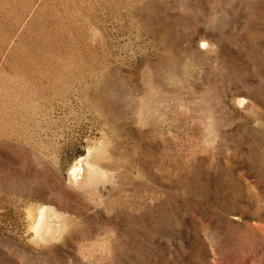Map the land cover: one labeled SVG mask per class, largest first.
I'll use <instances>...</instances> for the list:
<instances>
[{
  "label": "rangeland",
  "instance_id": "rangeland-1",
  "mask_svg": "<svg viewBox=\"0 0 264 264\" xmlns=\"http://www.w3.org/2000/svg\"><path fill=\"white\" fill-rule=\"evenodd\" d=\"M256 220L264 0H0V264H264Z\"/></svg>",
  "mask_w": 264,
  "mask_h": 264
},
{
  "label": "bare ground",
  "instance_id": "bare-ground-1",
  "mask_svg": "<svg viewBox=\"0 0 264 264\" xmlns=\"http://www.w3.org/2000/svg\"><path fill=\"white\" fill-rule=\"evenodd\" d=\"M211 43L212 42L210 40L207 41L206 39H201L199 41V47L200 48L201 47H208ZM209 53H212V52H209ZM243 98H245V97H243ZM245 99H247V98H245ZM247 100H249V99H247ZM242 103H244V102H242ZM239 105L241 106L240 102H239ZM252 107H253V104H252ZM252 107H251V109H252ZM242 108H243V106H242ZM242 111L250 112L251 110L246 111L245 109H242ZM85 171H86L85 177L78 180V181H81L80 185L78 186V188H75V189L79 190L80 192H83L84 194H90V195L97 194V192H99L100 186H102V185L105 186L108 184L107 175L105 173H103L98 167L91 165L88 161L85 162ZM80 176H81V174L78 172L75 175V177H80ZM40 214L42 216V220L44 222H47V231L43 235L44 238H42L41 240L42 241H50V240L54 239L59 232V226L57 225L55 214L53 213V210H51V208H49L48 206H43L40 209ZM32 226H33V224H32ZM248 226H250V227L256 229L258 232L264 234V222L263 221H257L256 220L254 222H248ZM37 227L40 228L37 225L35 227V229Z\"/></svg>",
  "mask_w": 264,
  "mask_h": 264
},
{
  "label": "water",
  "instance_id": "water-1",
  "mask_svg": "<svg viewBox=\"0 0 264 264\" xmlns=\"http://www.w3.org/2000/svg\"><path fill=\"white\" fill-rule=\"evenodd\" d=\"M206 40L208 41V39H206ZM201 48L203 50L207 51V52H213L215 50V46H214L213 43H211L208 47H201ZM239 102L241 103V106L239 105ZM242 102H244L245 104L242 103ZM234 103L241 110L245 109L246 111H250L251 107H252L251 101H249V100H247V99H245L243 97H237L235 99ZM242 106H243V108H242ZM86 156H87V154L78 157L77 161L72 165L71 170H70V172L68 174V181L75 188H78V186L80 185L81 181H78V180L85 177L86 171H85L84 161L86 160ZM77 172L81 174L80 177H75ZM40 209L38 210L37 218H36L35 224H34V226L32 228L34 239H42V238H44L43 235L47 231V222H44L42 220V216L40 214ZM37 225L40 228L37 227L38 229L37 228L35 229V227Z\"/></svg>",
  "mask_w": 264,
  "mask_h": 264
}]
</instances>
